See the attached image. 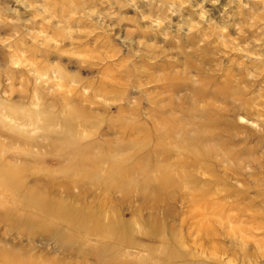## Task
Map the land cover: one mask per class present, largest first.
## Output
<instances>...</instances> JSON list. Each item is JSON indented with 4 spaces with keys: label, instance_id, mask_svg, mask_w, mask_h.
I'll return each instance as SVG.
<instances>
[{
    "label": "rangeland",
    "instance_id": "374dc122",
    "mask_svg": "<svg viewBox=\"0 0 264 264\" xmlns=\"http://www.w3.org/2000/svg\"><path fill=\"white\" fill-rule=\"evenodd\" d=\"M0 264H264V0H0Z\"/></svg>",
    "mask_w": 264,
    "mask_h": 264
},
{
    "label": "bare ground",
    "instance_id": "6f19581e",
    "mask_svg": "<svg viewBox=\"0 0 264 264\" xmlns=\"http://www.w3.org/2000/svg\"><path fill=\"white\" fill-rule=\"evenodd\" d=\"M37 201L39 202V200H37ZM44 206H45V205H44ZM55 209H56V208L52 209V211L54 212V211H55ZM53 212H52V213H53Z\"/></svg>",
    "mask_w": 264,
    "mask_h": 264
}]
</instances>
